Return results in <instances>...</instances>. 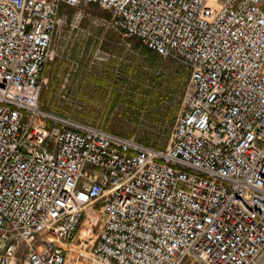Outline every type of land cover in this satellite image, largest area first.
Returning <instances> with one entry per match:
<instances>
[{
	"label": "built area",
	"instance_id": "2783aa9c",
	"mask_svg": "<svg viewBox=\"0 0 264 264\" xmlns=\"http://www.w3.org/2000/svg\"><path fill=\"white\" fill-rule=\"evenodd\" d=\"M62 5L181 62L165 148L40 109ZM81 229L99 264H264V0H0V264H68Z\"/></svg>",
	"mask_w": 264,
	"mask_h": 264
},
{
	"label": "rangeland",
	"instance_id": "374dc122",
	"mask_svg": "<svg viewBox=\"0 0 264 264\" xmlns=\"http://www.w3.org/2000/svg\"><path fill=\"white\" fill-rule=\"evenodd\" d=\"M79 10L68 5L60 7L40 109L76 123L135 137L143 144L147 139L145 145L150 147L167 146L187 94L188 76L181 62L149 54L136 38L111 26L108 10L98 5ZM177 77L183 81V91L174 122L164 124L160 118L155 119L179 100L176 96L164 99L150 118L140 105L142 91L158 88L164 92L166 83ZM95 234V230L81 229L74 247L70 246L68 264H99L90 255Z\"/></svg>",
	"mask_w": 264,
	"mask_h": 264
},
{
	"label": "trees",
	"instance_id": "16d2710c",
	"mask_svg": "<svg viewBox=\"0 0 264 264\" xmlns=\"http://www.w3.org/2000/svg\"><path fill=\"white\" fill-rule=\"evenodd\" d=\"M146 51L151 54L152 56L156 57L158 56L156 53L146 49ZM185 71V68H184ZM186 73V71H185ZM159 85V84H157ZM153 91V92H152ZM183 91V81L177 77L174 81H170L166 83V88L165 91L162 92L158 88L155 90L149 91H142V96H140L139 101L141 102V107H144V111L149 114L150 118H154L153 111L155 107L159 104H162L164 102V99L170 98L171 96H176L178 97V101L173 102L160 116H157L155 120H158L160 122H163L164 124L167 123H173L175 120V117L177 116L179 110H180V98H181V93ZM144 142L148 143L147 139H144ZM145 143V144H146ZM157 147L155 148H165L166 144H163L161 146L156 145Z\"/></svg>",
	"mask_w": 264,
	"mask_h": 264
},
{
	"label": "bare ground",
	"instance_id": "6f19581e",
	"mask_svg": "<svg viewBox=\"0 0 264 264\" xmlns=\"http://www.w3.org/2000/svg\"><path fill=\"white\" fill-rule=\"evenodd\" d=\"M45 73V72H44ZM43 77H44V74H43ZM107 131V130H106Z\"/></svg>",
	"mask_w": 264,
	"mask_h": 264
}]
</instances>
